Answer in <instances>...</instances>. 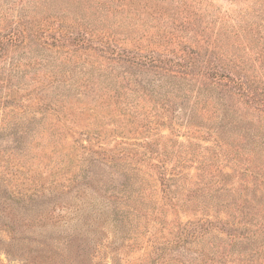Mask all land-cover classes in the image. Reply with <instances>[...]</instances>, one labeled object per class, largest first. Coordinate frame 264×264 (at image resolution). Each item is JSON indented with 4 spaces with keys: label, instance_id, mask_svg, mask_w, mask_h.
Returning <instances> with one entry per match:
<instances>
[{
    "label": "trees",
    "instance_id": "1",
    "mask_svg": "<svg viewBox=\"0 0 264 264\" xmlns=\"http://www.w3.org/2000/svg\"><path fill=\"white\" fill-rule=\"evenodd\" d=\"M227 2L0 0L1 228L77 222L91 260L147 236L152 264H264V0Z\"/></svg>",
    "mask_w": 264,
    "mask_h": 264
},
{
    "label": "rangeland",
    "instance_id": "2",
    "mask_svg": "<svg viewBox=\"0 0 264 264\" xmlns=\"http://www.w3.org/2000/svg\"><path fill=\"white\" fill-rule=\"evenodd\" d=\"M202 1L204 4H202V6L199 5L196 8L204 9L203 7H210L211 9L220 10L222 12L235 11L240 8L239 5L229 4L227 0ZM133 35L134 37L138 36L137 33H134ZM243 51L244 47L241 48V53H243ZM108 129H116V126ZM161 132L166 137L176 136L173 135L168 129H162ZM184 133L185 129H182V134L181 136H178V141L188 145L189 139L184 136ZM102 135L103 137L106 136L107 138L106 141L102 142L105 148L114 147L119 142L123 141V137L120 134L117 136L110 133ZM129 137L131 138L130 141L132 142L137 140L136 135H131ZM80 139L84 140L86 137L80 136L79 138L74 139L73 136H69L67 143L72 144L75 142V140ZM146 139L143 140L146 141ZM1 142L4 145L3 148L5 145L7 146V140H0V144ZM81 153H83L82 150ZM2 157L5 156L0 155V159ZM193 173L195 172L193 171ZM3 174H8V171L4 166L1 165L0 178ZM4 180H9V176L7 178H2V182H0L1 190L8 194L7 199H5L3 194L0 198L2 199L0 201V224L3 221V218L6 217L8 218V221H12L11 218H13L14 214L12 206L16 204L13 203L10 196L13 195L11 190L14 187V182L8 183L7 185ZM155 189L156 194L159 193V188L156 187ZM154 198H156V196H154ZM15 215L16 214H14V216ZM180 217L182 218L181 221L184 223L190 219V217ZM168 218L170 220L174 219L172 215H169ZM77 225L79 224L74 222L64 226L61 225V227H48L44 230H38L34 228V226L28 225L27 222H24L21 228H19V232L15 238L11 235L10 231L5 228H1L2 226H0V264H152V247H150L149 243L147 242V236L143 238H132L129 244L132 245V247L120 252L117 251V249L115 250V248L121 244V241H117L113 246V250L111 248H103L102 251L108 253L106 256H104V259L95 260L93 257L94 259L91 260V254L96 255L95 251L97 250L96 247H93L95 242L89 243V239L93 236V234L87 235L84 231L81 233L76 231L75 229ZM83 234L85 235L83 236ZM103 241L105 244L108 243L105 237L103 238ZM109 242H113V238L109 239ZM193 251L180 256H178L179 254L176 251H168L166 254L167 257L165 256V259L172 261L171 264H189L190 261L198 263L199 259L202 257L199 258V254ZM176 259L180 260L181 263H175L174 261Z\"/></svg>",
    "mask_w": 264,
    "mask_h": 264
}]
</instances>
